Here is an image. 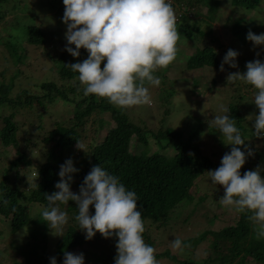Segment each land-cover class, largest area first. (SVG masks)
I'll return each mask as SVG.
<instances>
[{"label": "trees", "instance_id": "trees-1", "mask_svg": "<svg viewBox=\"0 0 264 264\" xmlns=\"http://www.w3.org/2000/svg\"><path fill=\"white\" fill-rule=\"evenodd\" d=\"M17 1L0 0V22L7 19L9 13H15V11L21 9ZM175 1L172 6L175 11L176 28L179 34L183 38L197 36L206 39L211 31L201 27L200 20L197 19V5L203 4L206 6L208 15L213 19L215 12L221 6L220 0ZM6 2L9 3L8 6L5 5ZM232 3L243 9V16L236 19L232 32L236 36L245 38L249 31H255V26L249 25L254 18L248 19L244 16L247 12L258 9L262 4V0H232ZM51 8L56 9L54 17L58 18L59 23H64L62 21L65 9L63 0H51ZM191 13L193 18H189ZM177 16L179 17L177 18ZM3 27H6V30L0 27V45L2 43L6 44L16 56L17 61L22 62L21 59L25 52L27 54L30 45L50 46L53 44L50 42L52 40L49 39L45 28L31 20L27 21L25 17L18 18L15 15L9 24H5ZM60 30L59 28L57 31ZM20 32H24L23 35ZM213 39L211 41L213 44H209V42H204L205 45L203 46L197 44L198 47L195 53L186 58L188 69L220 67V51L218 48L221 44L217 47L215 44H218L219 40L218 38ZM200 43L202 42L200 41ZM82 51L84 49H81ZM84 59L75 60L71 54L63 53L59 58L61 65L57 70L64 84L61 86L54 80L42 82L40 88L43 94H39V92L33 94L24 89L13 95V78L15 74L9 81H5L7 70L0 74L1 76L4 74L0 84V109L8 107L12 110V112L0 116V141L5 147L16 149L7 165L0 163L2 165V168L0 167V200H7V204L0 202V216L3 217L2 222L7 224V232L10 237L30 222L36 225L31 228L34 242L30 244L28 249H24L19 243H14L16 242L14 239L9 241V236L6 234V241H9L7 243L19 253V256L15 257L11 252H6L7 250L0 251V254L3 255V252H6L5 255L10 257L7 260L8 264H50V255L48 254L49 257L43 260L41 254L47 248L48 231L50 230L48 223L42 220L41 212L48 204L46 194H51L57 190L55 184L60 180L58 173L65 152L72 149L77 150L78 141L85 145L86 151L83 150L81 153L82 160L77 167L79 171L74 182L75 189L73 192L79 193L80 185L94 165H102L110 173L118 175L126 187L129 190H134L138 195L137 204L138 208H141L145 224L144 239L147 244L153 247L155 237H152V234L146 231L148 224L150 226L156 224L161 227L169 224L173 218H180L182 214L180 212L191 203L192 199L188 195L197 179L208 170L220 166L221 161H213L210 156L201 150L200 141L204 137L199 134H203L204 131L200 132L199 128L190 127L183 131L180 128L158 126V130H154L148 127L149 124L146 125L144 122L137 121L136 117H132L131 112H128L127 109L117 108L106 98H99L95 95L85 96L83 87L78 80V74L67 66L70 63L82 62ZM101 67H103V64ZM167 67L165 68L167 69ZM16 72L19 73V71ZM74 80L76 83H74ZM198 84L199 79L195 77L194 85ZM80 89H82V92L79 99H77L75 96L78 95ZM164 89L156 92L157 97L158 95L162 96L163 105L164 103L169 104V97L175 95V90ZM235 91L239 93L240 90L236 89ZM234 96L233 100L225 104L227 105L226 108L230 110L229 114L236 121L243 136L248 139L251 138V142L249 140L246 143H250L252 146V138L256 137H253L252 129L248 128L247 117L250 107L257 108L252 103L254 96L251 97L246 94H235ZM58 97L75 102L76 108L67 121V125H63V122L58 120L57 127L43 138V141L47 144L50 143L49 150L46 152L44 160H39V163L33 165V150L31 149L36 145L38 146V144L36 142L33 146L31 141L33 137H36L33 136V133H30V137H21V128L26 122H18L15 118L16 113L21 109L34 107L37 102L46 107L48 102H52ZM158 101V106L162 111L164 106L161 107L160 100ZM150 107L156 109V102L153 101ZM105 111L111 113L115 122L114 125H111L109 121L98 118L97 115ZM193 114L198 116L197 113ZM41 116L39 114V119L42 118ZM159 121L163 123V117ZM89 122L96 124L92 131L87 127ZM1 124L3 125L1 126ZM203 125L202 122L199 127ZM42 127L43 124L40 123L37 126L33 125L32 128L40 129ZM102 128H105L106 134L102 139H99ZM208 129L209 133L219 135L221 138V134L215 127L208 126ZM55 131L58 132L54 133ZM195 135H197V139L193 138ZM151 136L156 139L159 148L152 153H148L147 148L151 145ZM218 141L224 154L231 150L232 146L225 145L222 138ZM262 142V147L254 148L255 155L248 158L241 169V174L248 170H255L258 166L264 167V140ZM139 145H143L145 149L137 151ZM166 148L176 152L168 155L163 152L167 150ZM22 167L26 168L25 172L28 176L32 175V169H34L35 183L29 184L27 178L20 175V172L24 170ZM14 171H17L15 183H11V179H13L11 173ZM221 195L223 194L220 193L218 196ZM210 197L208 194L204 195L199 199V202L201 203ZM32 206H35L36 214H33V211L31 213ZM60 208L68 213L69 221L63 228V236H60L56 243V258L63 262L64 253L68 251L77 254H89V260L97 264H114V258L117 254L116 240L118 238H104L97 232L91 240L85 239L84 232L79 229V224L75 220L78 213L76 202L69 201L68 204H61ZM90 211L94 214V207L90 208ZM249 215L251 213H240V217L233 224L224 226L217 231L206 229L197 236L189 238L186 242L193 243L194 249L197 242L212 237V253H205L203 264H248L250 262L264 264V238H256L253 224L248 219ZM212 220L211 218L210 222ZM1 236H3V231L0 229V238ZM92 242L96 251L99 252H93L83 247ZM165 255L175 259V256L171 255L168 249L167 252L157 253L156 257ZM208 258L211 263L207 262ZM11 259L14 261L11 262ZM179 263L201 264V261L192 256L180 260Z\"/></svg>", "mask_w": 264, "mask_h": 264}, {"label": "clouds", "instance_id": "clouds-1", "mask_svg": "<svg viewBox=\"0 0 264 264\" xmlns=\"http://www.w3.org/2000/svg\"><path fill=\"white\" fill-rule=\"evenodd\" d=\"M63 4L65 50L73 57H80L81 49L88 52L82 62L67 64L78 74L83 94L106 98L120 109L150 106L153 102L150 86L158 87L161 83L155 72L167 67L177 55L179 33L171 0H63ZM246 38L253 42L254 48L264 46V32L249 31ZM238 56V51L229 49L220 70L225 71V65L238 68ZM226 79L228 84L240 81L255 90L252 103L259 111L247 118L254 119L253 137L264 140V60L249 61L246 71L230 72ZM221 111L223 114H215L208 123L218 130L225 145L232 147L223 155L220 166L208 170L207 176L212 184L223 186L224 194L219 199L223 207L251 213L248 219L256 238L261 239L264 238V167L241 174L248 158L255 155V149L246 143L250 139L243 136L230 110L222 107ZM76 147L86 151L80 141ZM78 171L74 160L66 159L60 165L57 190L46 194L48 204L41 217L52 234L63 236L69 217L60 205L75 201L78 209L75 220L85 239L91 240L97 232L104 238H118L114 264H158L156 250L144 239L145 224L137 193L102 165H94L79 193L73 192L71 174ZM0 202L7 204V200ZM92 207L94 214L90 211ZM27 231L24 229V234ZM170 247L181 249V239L175 238ZM50 264H58L55 256L50 258ZM62 264H85V256L66 251Z\"/></svg>", "mask_w": 264, "mask_h": 264}, {"label": "rangeland", "instance_id": "rangeland-1", "mask_svg": "<svg viewBox=\"0 0 264 264\" xmlns=\"http://www.w3.org/2000/svg\"><path fill=\"white\" fill-rule=\"evenodd\" d=\"M17 3L21 6V9H18L15 11V13H9L8 18L0 22V27L3 30H6V27L3 26H5V24H9L15 15L18 18L25 17L27 21L31 20L35 24L45 28V30L48 32L49 39L52 40L50 42L53 44L50 46L42 44L30 45L28 47L27 54L25 52L21 59L22 62H20L19 60L17 61L16 56L10 51L8 46L2 43V45H0V74L7 70L5 74V81H9V79H11V77L15 74L13 78V95L24 89H27L33 94L37 92H39V94H43L40 84L42 82L51 80H54L59 85L63 86L64 81L61 79L57 69L61 65L59 63L60 56L63 53L70 54L65 50V45L67 43L65 39V23L60 24L58 18L54 17V12L56 9H50L51 0H18ZM220 4L221 6L219 10L217 9V12H215L213 19L210 15H208L206 6L203 4L197 5V19L200 20L201 27L207 31H211V33L206 39L205 37L200 38L197 36L194 38H183V36L179 34L176 59L168 65L167 69L160 68L155 72V75L159 77L161 83L158 87L150 86V93L152 100L157 104V108L155 109L149 105H143L135 106L133 109H127L128 112H131L130 114L132 117H136L135 119H137V121L139 120L144 122L146 125L149 124L148 127L154 130H158L159 126L164 128H180V130L183 131H186L192 127L199 128L200 132L204 131L203 134H199L204 137L200 141V148L215 162L221 161L224 153L223 148L220 147L218 141L221 139L220 136L209 133L208 122H211V118L215 114H222V107L226 108L227 105L225 104L228 101L233 100L235 94H246L247 96L251 97L255 95V90L251 85H246L240 81L228 84L226 77L230 72L246 71V63L249 61H254L258 58L264 60V46L254 48L253 42L249 41L246 37L241 38L236 36L232 32V28L236 19H239L243 16V9L233 5L232 0H220ZM5 5L8 6L9 3L6 2ZM244 17H247L248 19L254 18L250 21L249 25L255 26L254 32L256 34L264 32V0H262V4L258 9L247 12ZM189 18H193L192 13L189 15ZM59 28L61 30L57 31ZM20 33L23 35L24 32ZM213 38H218L219 40V43L215 44L217 47L221 44L218 48L220 51V65L226 52L229 49H233L239 52V56L237 58L239 67L231 68L229 65H225V71H221L220 67L188 69L186 67V58L194 54L199 45H205L204 42L213 44L211 42L214 40ZM204 39L205 41L203 42ZM200 41L202 43H200ZM257 52H260L259 56H257ZM87 56L88 52L84 49V51L81 52L80 57H72L77 60L84 59ZM16 71H19V73ZM3 76L0 75V84L2 83ZM195 77L199 79L198 85H194ZM74 83H76L75 80ZM164 88L166 90H175V95L171 98L169 97V104L164 103L163 105V98H161L162 96L158 95L157 97L156 92H159ZM236 89L240 90L239 93L235 91ZM81 92L82 89H80L78 95L75 96L77 99H79ZM158 100H160L161 107L164 106L162 111H160L161 108L158 106ZM46 105L47 106L44 107L37 102L35 103L34 107L21 109L18 112L16 111V120L20 123L23 121L26 122L21 128V137H30V133H33V136L36 137H33L31 141L33 146L36 142L38 144V146L36 145L31 149L33 150V154L31 153L33 157V165L39 163V160H44L46 158V152L49 150L50 143L47 144L45 141H43V138L55 127H57L58 120L63 122V125H67V121L71 118L73 110L76 108L75 102L67 101L59 97L52 102H48ZM258 111V108L250 107L248 116L252 113L258 114ZM10 112H12V110H10L8 107H3V109H0V116ZM193 113H197L198 116ZM39 114L42 115L41 119H39ZM97 116L98 118H102L103 120L111 122V125H114L115 123L109 111L102 112ZM162 117L164 119L163 123L159 121V119ZM202 122L204 125L199 127ZM40 123L43 124L42 128H32L33 125L37 126ZM247 124L248 128L251 129L252 125L254 124V119L248 121ZM2 125L3 124H1V126ZM87 127H89V130L92 131L96 127V124H91V122H89ZM104 129L105 128L101 129L102 131L100 134L98 132L99 139H102L106 134ZM56 132L58 131H55L54 133ZM193 138L197 139V135H195ZM150 142L151 145L147 148L148 153L158 150L159 147L154 137H150ZM252 142L253 148L262 147L263 142L261 139L252 138ZM144 149L145 147L143 145H139L137 147V151ZM82 151L83 150L78 149H72L68 152L66 151L60 162V165L63 164L66 159L72 158L74 160L75 167L77 168L79 162L82 160ZM15 152L16 149L14 147H5L0 141L1 164L3 163L7 165L9 163V159L13 157ZM163 152L167 153L168 155H172L176 151L167 149ZM1 164L0 167L2 168ZM22 168L24 170L20 172V175L25 176L29 184L35 183L36 175L34 169H32V175L28 176L27 172H25L26 168ZM212 170H215V168ZM16 173L17 171L11 173L13 177V179H11V183H15ZM71 175L73 176V180L70 181V184L72 191H74V182L77 178L78 172ZM218 193L224 194L223 186L212 184L207 176V172H205L197 179L196 184L191 189V192L188 195V197L192 199L190 201L191 203H189L188 206L180 212L182 213L180 218H173L169 224L161 227H158L156 224L153 226L148 224L146 231L149 234H152V237H155V254L167 252L168 249L170 254L175 256V259L167 255L160 257L157 256L156 259L158 264H180V260L192 256L196 260L201 261V264L205 262V253H212V237H208L209 239L207 238L197 242L194 249L193 243H187L186 241L189 238L197 236L206 229L217 231L224 226L233 224L240 217L239 212L226 209L219 203V199L223 195L218 196ZM207 194L211 197L200 203L199 199ZM193 206L194 209L192 208ZM190 208L192 209L188 211ZM35 209V206H32L31 213L33 211V214H36L37 211ZM211 218L213 219L212 222H210ZM2 220L3 217L0 216V229L3 231V236L0 238V251L7 250L6 252H11L15 257H18L19 253L14 248L10 247V244L7 242L14 239V241L16 240L14 243H19L24 249H28L30 244L34 242L31 228L35 227L36 225L30 222L26 227L11 235L10 237L9 233L7 232V224L2 222ZM24 229H28L27 234H24ZM6 234L9 236V241H6ZM48 234L49 241L47 242V248L44 252H41L43 260L49 257L48 254L50 257H56L55 246L58 239L60 238V236H54L51 229L48 231ZM177 237L181 239L182 247L181 249L173 250L170 245ZM83 247L93 252H99L96 251L93 242ZM6 252H3V255L0 254V257H3L0 258V264H8L7 260H9L10 257L5 255ZM84 256L86 264H97L89 260V254H85ZM35 260L37 261V259ZM57 260L58 264H62L60 259L57 258ZM12 261L14 260L11 259V262ZM207 262L211 263L209 258L207 259ZM248 264L261 263L250 262Z\"/></svg>", "mask_w": 264, "mask_h": 264}, {"label": "built area", "instance_id": "built-area-1", "mask_svg": "<svg viewBox=\"0 0 264 264\" xmlns=\"http://www.w3.org/2000/svg\"><path fill=\"white\" fill-rule=\"evenodd\" d=\"M175 2H176L175 0H171V3H172V4H174ZM180 15H181V14H180ZM180 15H179V16H180ZM179 16H177V18H178Z\"/></svg>", "mask_w": 264, "mask_h": 264}]
</instances>
